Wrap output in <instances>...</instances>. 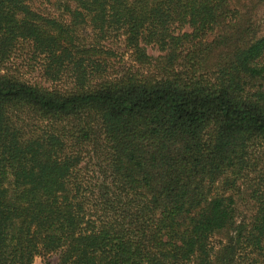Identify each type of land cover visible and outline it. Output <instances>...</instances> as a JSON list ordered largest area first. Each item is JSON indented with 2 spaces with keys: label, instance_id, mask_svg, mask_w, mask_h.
Returning <instances> with one entry per match:
<instances>
[{
  "label": "trees",
  "instance_id": "trees-1",
  "mask_svg": "<svg viewBox=\"0 0 264 264\" xmlns=\"http://www.w3.org/2000/svg\"><path fill=\"white\" fill-rule=\"evenodd\" d=\"M53 6L0 0V264H264V0Z\"/></svg>",
  "mask_w": 264,
  "mask_h": 264
},
{
  "label": "rangeland",
  "instance_id": "rangeland-1",
  "mask_svg": "<svg viewBox=\"0 0 264 264\" xmlns=\"http://www.w3.org/2000/svg\"><path fill=\"white\" fill-rule=\"evenodd\" d=\"M51 1H52V4L48 2L47 0H32V2L38 5V7L42 9L44 12L55 11V9L53 8L54 7L53 5L56 0H51ZM254 23L257 24V27L260 32H264V9L261 10L260 13L257 15L256 19L254 20ZM83 32L91 33V31L88 29L83 30ZM115 48L120 53L124 51L123 45H120L119 47H115ZM148 50H149V53L154 56H157L159 54L158 50L153 47H149ZM27 52L28 51L22 52L17 59L15 58L12 60L11 67L13 68V70H17L18 73L22 74L25 80H28L32 83H39L46 87L54 86V84L50 82H46L42 78V70L40 67V61L31 60L30 57L27 55ZM125 57L128 59V55ZM91 167L92 168L94 167V163L90 166V168ZM240 210H241V214L239 217L240 221L242 220V218H247L251 216L252 211H253L251 202L248 199H244V201H241ZM34 264H59V254L54 253L48 256H37L35 258Z\"/></svg>",
  "mask_w": 264,
  "mask_h": 264
}]
</instances>
